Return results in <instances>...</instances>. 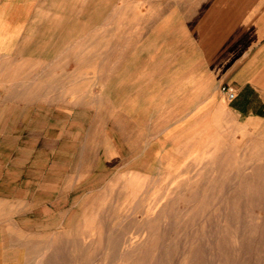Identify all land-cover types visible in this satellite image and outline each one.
<instances>
[{"label":"rangeland","instance_id":"obj_1","mask_svg":"<svg viewBox=\"0 0 264 264\" xmlns=\"http://www.w3.org/2000/svg\"><path fill=\"white\" fill-rule=\"evenodd\" d=\"M93 53L66 51V77L0 78V264H264V140L200 137L197 153L161 167L154 147L151 162L143 148L107 161L93 113L80 119L69 99L154 93L158 78H79ZM6 91L20 115L5 113Z\"/></svg>","mask_w":264,"mask_h":264},{"label":"crops","instance_id":"obj_2","mask_svg":"<svg viewBox=\"0 0 264 264\" xmlns=\"http://www.w3.org/2000/svg\"><path fill=\"white\" fill-rule=\"evenodd\" d=\"M66 51L94 52L79 78H158L154 93L69 99L71 113H93L107 161L143 148L151 162L154 147L161 167L197 153L200 137L212 147L264 140V0H0V78H54L56 67L66 77ZM13 95L1 96L5 113L20 115ZM41 106L49 121L54 102Z\"/></svg>","mask_w":264,"mask_h":264},{"label":"built area","instance_id":"obj_3","mask_svg":"<svg viewBox=\"0 0 264 264\" xmlns=\"http://www.w3.org/2000/svg\"><path fill=\"white\" fill-rule=\"evenodd\" d=\"M221 91L230 100H232L235 97V91L231 86H222Z\"/></svg>","mask_w":264,"mask_h":264}]
</instances>
